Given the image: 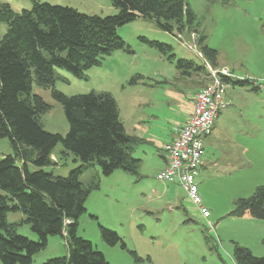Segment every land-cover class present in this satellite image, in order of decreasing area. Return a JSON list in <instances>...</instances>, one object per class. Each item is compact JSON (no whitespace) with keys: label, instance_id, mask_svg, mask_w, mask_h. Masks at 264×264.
Returning a JSON list of instances; mask_svg holds the SVG:
<instances>
[{"label":"rangeland","instance_id":"rangeland-1","mask_svg":"<svg viewBox=\"0 0 264 264\" xmlns=\"http://www.w3.org/2000/svg\"><path fill=\"white\" fill-rule=\"evenodd\" d=\"M40 1L87 14L116 13L109 0ZM0 2L8 3L16 13L32 4L31 0ZM186 2L196 17L198 32L206 36L204 43L217 50L218 65L230 67L235 76L254 79L253 84L258 86L252 90L250 86L225 83L227 104L216 123L214 142L204 143L206 165L195 178L201 204L209 211L208 218L201 217L181 186L168 191L166 187L171 184L156 178L163 161L160 156H166L162 142L176 121L190 106L193 108L194 95L202 87L197 82L203 74L184 76L176 68L179 58L203 63L196 44L197 33L190 48L192 32L171 34L153 20L137 18L117 28L118 35L130 45L131 54L114 51L99 65L86 70L82 78L55 69L60 78L54 87L65 95L109 92L117 103L126 133L138 141L131 150L140 160L137 173L116 169L105 176L98 167H91L80 175L81 182L88 184L98 172L99 187L88 195L86 212L78 220L76 233L90 240L111 264H234V241L255 256L263 254L264 219L228 213L237 198L250 196L256 186L264 184V0ZM6 28L0 22V38ZM142 38L171 48L162 53ZM170 54L174 55L171 59ZM205 67L208 69L207 64ZM133 77L135 83L130 82ZM32 93L50 106L40 116L43 129L65 135L69 125L51 90L33 81ZM62 149L61 144L54 147L52 156L57 163L44 169L66 176L78 161L72 154L63 157ZM9 153V140L0 138V158ZM22 218L21 212L7 214L19 234L37 240L28 224L20 222ZM98 223L116 231L126 247L107 245L100 238ZM67 253L64 237L54 235L48 237L47 246L32 260L43 263Z\"/></svg>","mask_w":264,"mask_h":264},{"label":"trees","instance_id":"trees-1","mask_svg":"<svg viewBox=\"0 0 264 264\" xmlns=\"http://www.w3.org/2000/svg\"><path fill=\"white\" fill-rule=\"evenodd\" d=\"M31 2V7L20 13L0 2V22L7 27L0 38V138H7L12 148V153L0 158V264H111L90 240L77 235L78 220L86 212L88 195L99 187V173L107 176L116 169L137 173L140 160L131 150L138 141L126 133L109 92L65 95L54 87L60 78L55 69L82 78L86 70L114 51L131 54L130 45L118 35L117 28L141 17L171 34L185 30L197 33L203 63L179 58L176 68L184 76L203 74L197 82L200 86L210 80L205 62L217 67V50L204 43L206 36L198 32L196 17L186 0H109L116 13L106 16L40 0ZM142 40L162 53L171 48ZM33 81L50 89L61 104L69 125L65 135L43 129L40 116L50 106L32 93ZM222 81L258 89L249 78L222 77ZM130 82L135 83V78ZM57 144L63 148V157L72 154L78 161L66 176L44 169L57 163L52 158ZM91 167H98L99 173L84 184L80 175ZM9 212H21L20 222L28 224L37 240L19 234L16 223L7 220ZM228 215L264 219V184L256 186L250 196L237 198ZM98 230L107 245L126 247L116 231L100 223ZM54 235L64 237L67 255L34 263L33 255ZM261 243L263 254L255 256L234 241V264H264V236Z\"/></svg>","mask_w":264,"mask_h":264},{"label":"built area","instance_id":"built-area-1","mask_svg":"<svg viewBox=\"0 0 264 264\" xmlns=\"http://www.w3.org/2000/svg\"><path fill=\"white\" fill-rule=\"evenodd\" d=\"M195 36L196 33L192 32L188 47L193 46ZM205 64L208 66L210 80L196 91L192 111L185 121L176 127L175 138L163 145L167 164L156 174V178L181 186L201 217L206 219L209 217V211L201 204L195 178L199 173L204 153L203 138L211 133L215 118L227 104L222 77H230L231 73L227 68H212L207 62Z\"/></svg>","mask_w":264,"mask_h":264},{"label":"crops","instance_id":"crops-1","mask_svg":"<svg viewBox=\"0 0 264 264\" xmlns=\"http://www.w3.org/2000/svg\"><path fill=\"white\" fill-rule=\"evenodd\" d=\"M217 68H227L228 69V71L231 73V76H230V78H233V79H241V76H235L236 74L232 71V69L230 68V67H228V66H226V65H221V66H219L218 65V62H217ZM245 78H247V77H245ZM250 79V78H249ZM252 81H253V83L255 82L254 81V79H251ZM226 84H228V83H226ZM253 86H256L255 84L253 85ZM256 87H258V86H256ZM226 100V99H225ZM192 111V107L190 106V108H189V110L186 112V113H184L181 117H180V119L178 120V121H176V123H175V125H174V127L172 128V132L170 133V135H169V137L166 139V140H164V142H162V144H161V147H163V145L164 144H166V143H168V142H170V141H172L174 138H175V136H176V127L177 126H180L184 121H185V119L187 118V116H188V114L190 113ZM222 115V112H220L218 115H217V117L215 118V120H214V123H213V129H212V131H211V133L209 134V135H207L206 137H204L203 138V147H204V143H206V144H208V143H212V142H214V140H215V137L213 136V134H214V129H216L215 127H216V123H217V121H218V119L220 118V116ZM161 149H163V148H161ZM204 154V153H203ZM54 156H52V158H53ZM160 157H162V164H161V168L159 169V171L160 170H162V169H164L165 168V166H166V164H167V158H166V156L163 154H161V156ZM204 156H202V159H201V165H200V174H202L203 173V167L206 165V162L204 161ZM53 160H54V158H53ZM166 184H171V185H167V189L166 190H168V191H170V190H172V189H174L175 188V186L177 185V184H173V183H166ZM88 198V197H87ZM87 200V199H86ZM85 205H86V202H85ZM246 216V215H245ZM242 217V216H241ZM236 242V241H235Z\"/></svg>","mask_w":264,"mask_h":264}]
</instances>
